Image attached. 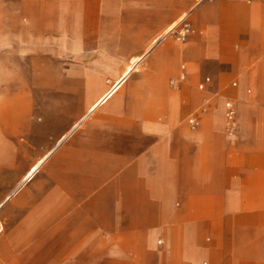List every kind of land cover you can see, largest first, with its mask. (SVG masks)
<instances>
[{"label": "rangeland", "instance_id": "rangeland-1", "mask_svg": "<svg viewBox=\"0 0 264 264\" xmlns=\"http://www.w3.org/2000/svg\"><path fill=\"white\" fill-rule=\"evenodd\" d=\"M210 1L196 7V0H0V264H107L109 253L123 250V226L131 223L130 217L122 215V204L119 213L109 203L111 215L103 220L84 214L95 208L98 193L105 201L114 196L128 202L129 180L119 176L122 152L124 144L149 141L144 133L149 123L143 117L167 121L168 99L178 97L184 86L200 96L186 119L195 112H212L228 99L235 102L238 119L240 97L230 89L242 87L252 104L264 97L256 72L243 85V73L229 72L218 81L205 59L211 34L203 25H195L203 30L201 36L183 43L169 35L165 44L152 48L181 17L194 22V13ZM245 2L252 18L264 17L262 1ZM106 30L114 31L115 38L98 41ZM107 42L109 60L97 56ZM190 44L196 48L195 59L174 55V49L176 53ZM137 56L143 59L134 66L131 60ZM256 62L249 59L250 70ZM183 64L187 77L174 88L169 81ZM127 71L131 75L122 87L93 111ZM96 75L113 85L86 106L102 91L93 95L86 87ZM206 76L212 78L211 87L199 89ZM110 113L115 116L106 117ZM127 114L135 118L128 121ZM185 124L190 128L187 120ZM46 151L43 158L51 155L49 159L23 181ZM112 185L121 190L111 193ZM56 191L62 196L51 204L49 197ZM28 235L36 242L31 249L21 245ZM131 264H144L138 250L131 249Z\"/></svg>", "mask_w": 264, "mask_h": 264}, {"label": "crops", "instance_id": "crops-1", "mask_svg": "<svg viewBox=\"0 0 264 264\" xmlns=\"http://www.w3.org/2000/svg\"><path fill=\"white\" fill-rule=\"evenodd\" d=\"M260 2L264 6V0ZM251 13L252 8L245 0L207 2L194 13V22L187 19L193 30L181 42L203 35V30L197 27L205 26L211 34L209 56L205 59L214 68L218 81L225 80L229 72L243 73V85L256 72L263 89L264 17L255 20ZM114 38V31L106 30L101 31L98 41ZM31 44L26 40L27 47L32 48ZM109 48L107 42V49H99L97 56L109 60ZM174 55H188L195 59L197 51L190 44L179 48L176 53L174 51ZM250 58L257 59L254 70H250ZM127 66L122 68L124 72ZM182 75L185 80V64L181 66L180 74L170 79V85L180 88L184 82ZM95 78L101 79L99 84ZM201 84L206 89L212 85V78L201 79L198 87L204 89L200 88ZM233 84L235 86L236 82ZM112 85L104 76L96 75L86 87L92 88L93 95L100 89L102 91L86 106L96 102ZM242 90V87L229 90L230 94L240 97V126L234 134H230L226 126L227 101L224 106L219 103L212 112L205 111L203 116L195 112L186 119L188 111L200 103V96L185 86L177 98L168 99L171 112L167 121L157 122L143 117L149 123V128L144 129L149 141L139 146L124 144L122 152L123 169L119 176L129 180L127 191L125 187L122 190L128 193V202L114 196L105 201L98 193L94 199L95 208L84 214L103 220L111 215L109 206L116 205L120 213L122 204V215L130 217L131 223L123 226L126 240L123 250L120 255L109 253L107 264H131V249L140 252L144 264H202L205 259V264H264V97L252 104ZM117 104L121 107L124 103ZM138 110L141 111L134 109L135 112ZM111 113L106 117L115 116ZM126 116L128 121L135 118L129 114ZM191 118L196 119V126L190 124ZM150 123H154L153 128ZM127 130L130 132L131 128ZM66 137L64 135L62 140ZM49 152L32 164L23 181H27L28 175L35 169L36 173L49 159L51 155L43 158ZM1 160L0 152V164ZM115 190L119 192L121 189L112 185L111 193ZM61 196L56 191L49 197L50 203ZM35 244L30 235L21 240V245L30 249Z\"/></svg>", "mask_w": 264, "mask_h": 264}, {"label": "built area", "instance_id": "built-area-1", "mask_svg": "<svg viewBox=\"0 0 264 264\" xmlns=\"http://www.w3.org/2000/svg\"><path fill=\"white\" fill-rule=\"evenodd\" d=\"M197 4L201 3L203 0H196ZM193 28L191 23L184 18L181 22L175 25L169 32L173 37L178 41H185L188 36L191 34ZM185 76L182 75L181 79L184 80ZM206 81H209L207 78ZM172 83H174L172 81ZM200 88H204V84L200 85ZM190 124L196 126L197 121L195 118L190 119ZM226 126L230 134H234L238 129V119H237V106L232 99L227 100L226 102Z\"/></svg>", "mask_w": 264, "mask_h": 264}, {"label": "bare ground", "instance_id": "bare-ground-1", "mask_svg": "<svg viewBox=\"0 0 264 264\" xmlns=\"http://www.w3.org/2000/svg\"><path fill=\"white\" fill-rule=\"evenodd\" d=\"M182 18V17H181ZM175 24V23H174ZM173 24V25H174ZM173 25L171 26V28L173 27ZM170 28V29H171ZM169 29V30H170ZM169 30L164 34V35H162L161 37H159V38H157L151 45H152V48L153 47H156V46H159V45H161V44H165V40L167 39V36H169L168 35V32H169ZM149 51L150 50H148V53H149ZM174 51H176V49H174ZM143 59V57L142 56H137V57H134L132 60H131V64L132 65H137L139 62H140V60H142ZM133 70V69H132ZM131 74H130V71H127L123 76H122V78L121 79H119V81L108 91V93L103 97V99L94 107V109H93V111L96 109V108H98L101 104H103L104 102H106L109 98H111L112 96H113V94L115 93V92H117L120 88H121V86H122V84L124 83V82H126V80L128 79V77L130 76ZM79 124H77L76 126H78ZM75 126V127H76ZM74 127V128H75ZM71 133V132H70ZM36 170V169H35ZM35 170H33V172H31L29 175H28V177H27V180L28 179H30L32 176H33V174L35 173Z\"/></svg>", "mask_w": 264, "mask_h": 264}]
</instances>
